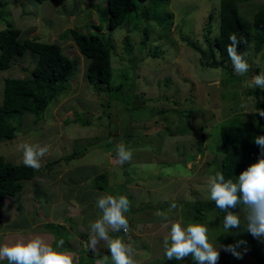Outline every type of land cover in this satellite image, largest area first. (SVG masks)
Wrapping results in <instances>:
<instances>
[{
	"label": "rangeland",
	"instance_id": "1",
	"mask_svg": "<svg viewBox=\"0 0 264 264\" xmlns=\"http://www.w3.org/2000/svg\"><path fill=\"white\" fill-rule=\"evenodd\" d=\"M132 2L125 23L109 30L105 0H44L40 4L0 0V31L22 30L20 42L26 38L56 42L77 62L68 93L50 103L37 122L33 115H21L23 126L16 139L0 144V155L15 165L22 164L19 144L49 146L33 179L24 182L18 196L0 208V245L41 237L55 248L63 239L62 250L73 253V264H96L100 258L87 252L93 251L89 223L102 215L96 207L102 193L126 195L130 201V211L125 213L129 233L110 231L109 235L132 244L136 264H165L168 260L163 241L170 233V223L165 217L182 218L185 226L205 224L209 240L217 248L218 236L229 233L214 211L194 220V207L197 202L212 201L207 181L221 169L224 157L219 128L259 124L264 129L255 95L259 93L264 100V89L248 86L254 75L264 72V49L255 52L254 45L249 48L245 55L249 70L244 75L236 74L227 61L224 68L205 67L203 63L213 59L202 60L186 40L195 41L208 53V24L212 40L220 34V0H169L162 5L152 0ZM258 8L264 9V0L239 3L250 23ZM101 23L98 44L113 43L114 77L111 87L103 86L100 94L89 88L88 60L69 31L91 34L94 31L89 26ZM214 57L219 60L216 52ZM133 59L137 60L135 66ZM35 62L36 57L26 53L8 70L0 71V104L6 79L29 77ZM113 89L121 92L120 97L112 96ZM77 116L88 118L91 124L75 123ZM120 143L133 152L131 161L123 165L116 153ZM101 174L106 175L101 180L105 189L98 191L93 180ZM236 213L246 228L244 213L241 209ZM54 220L65 228H46ZM79 233L88 236L87 241ZM245 234L249 249L264 247V242ZM97 239L94 253L108 249L107 242ZM105 255L107 263L113 264L111 254ZM180 263L198 264L191 255ZM0 264L8 262L0 260ZM244 264L255 263L248 258Z\"/></svg>",
	"mask_w": 264,
	"mask_h": 264
},
{
	"label": "trees",
	"instance_id": "2",
	"mask_svg": "<svg viewBox=\"0 0 264 264\" xmlns=\"http://www.w3.org/2000/svg\"><path fill=\"white\" fill-rule=\"evenodd\" d=\"M40 4L44 0H34ZM133 0H105L106 11L110 13L108 29L115 30L121 27L132 11ZM144 3L147 0H136ZM153 3L167 4L169 0H152ZM246 0H220V34L212 40L211 23L206 29V42L209 45L208 53L198 47L195 41H187V45L194 52L199 53L202 60L213 59L210 63H203L208 68H224V63H231L227 46L230 43L229 34L235 33L241 43L238 45V52L246 53L252 45L254 51L260 52L264 49V9L258 8L253 17V23L246 20L239 10V3ZM212 20L213 17L210 16ZM94 32L83 34L76 30H70L75 45L80 54L88 60L86 67V78L89 88L92 92L102 93L103 86L111 87L114 72H112L111 54L114 48L113 43L107 41L98 44L99 32L103 29V23L100 25L89 26ZM149 33L145 30L146 35ZM22 30L17 28H8L0 31V71L8 70L15 59L23 58L26 53L30 54L36 62L31 69L30 76L27 78H7L3 91V101L0 104V144L4 141H13L17 133L22 130L20 117L23 114H30L35 117V122L40 120V115L63 93H68V84L77 74V62L70 59L62 52L60 45L56 42L42 41L41 39L26 38L20 42ZM215 52L219 60L215 59ZM133 66L137 63L136 59L131 60ZM132 84V91L134 84ZM121 92L113 89L112 96L117 98ZM257 97L256 111L264 109V100L260 94ZM113 96V97H114ZM120 97V96H119ZM15 120V122L13 121ZM75 123L82 126H88L91 122L87 119H80L78 116L74 119ZM21 127V129H20ZM221 141L224 148V157L221 161V171L225 180L232 179L236 182L238 175L246 170L251 164L256 163L264 152L260 146L255 144L257 136L264 135V129L261 125H224L219 128ZM35 175L34 169L22 164H12L6 161V158L0 155V208L7 200L14 199L23 189L24 182L31 181ZM105 174L95 177L94 187L98 191L105 189V183L102 182ZM104 181V180H103ZM242 206H238L232 211L237 212ZM194 220H200L207 212L214 211L222 218L226 213L222 212L215 205L214 201L197 202L194 207ZM1 218V215H0ZM46 228L55 226L65 228L62 224L49 222ZM246 228L241 225L239 229H232L229 233L218 236L216 239L220 257L217 264H244L248 258L253 259L255 264H264V247L249 249L247 242ZM123 233V231H121ZM119 233H114L120 235ZM235 233V235H234ZM80 234V233H79ZM124 234V233H123ZM122 235V234H121ZM81 238L87 241L88 236L80 234ZM85 236V237H84ZM251 236V235H250ZM243 239L247 242V252L243 259H236L231 253L223 251L220 245L234 244L237 240ZM86 250V249H85ZM85 250L80 251L83 254ZM240 251H243V246ZM89 252V256L94 258L103 257L104 253H110L108 249L99 253ZM103 252V253H102ZM181 264L180 260H167L165 264ZM108 264V263H107Z\"/></svg>",
	"mask_w": 264,
	"mask_h": 264
},
{
	"label": "clouds",
	"instance_id": "3",
	"mask_svg": "<svg viewBox=\"0 0 264 264\" xmlns=\"http://www.w3.org/2000/svg\"><path fill=\"white\" fill-rule=\"evenodd\" d=\"M230 43L227 54L233 70L238 75H244L249 70L245 54L238 52L241 40L235 33L229 34ZM249 87L264 89V72L254 75ZM264 117V109L258 111ZM255 144L264 152V135L255 138ZM49 146L33 143H21L17 151L22 153V163L34 170L41 168V158L48 152ZM117 159L121 165L131 161L133 152L120 143L116 147ZM208 198L222 212L223 228L226 232L241 228V217L232 209L242 206L246 221V231L255 239L264 242V156L256 163L242 171L234 182L225 180L221 171L210 176L207 181ZM96 207L101 211L94 222L89 223V247L94 251L99 240L107 242L113 264H136L135 249L131 243H125L120 236L110 237L109 232L127 234L130 231L129 221L125 213L130 211V201L126 195L101 194L96 200ZM172 208L176 204H171ZM170 233L164 237V254L168 260H183L191 255L198 264H217L220 252L210 242L208 228L200 222L188 223L186 226L182 218L169 220ZM83 230V229H82ZM123 235V234H122ZM235 235V233H234ZM247 242L243 239L234 244L220 245L223 251L231 253L236 259H243L247 252ZM64 245L61 239L54 248L41 237L32 239H18L10 244L0 245V260H7L8 264H73V253L62 250ZM243 246V251H240ZM107 250V249H106ZM107 255L96 260V264H107Z\"/></svg>",
	"mask_w": 264,
	"mask_h": 264
},
{
	"label": "crops",
	"instance_id": "4",
	"mask_svg": "<svg viewBox=\"0 0 264 264\" xmlns=\"http://www.w3.org/2000/svg\"><path fill=\"white\" fill-rule=\"evenodd\" d=\"M49 217V216H48ZM50 217H52V216H50ZM53 218V217H52ZM48 222H55V220L54 221H48ZM56 222H59V221H56ZM47 224V223H46ZM48 231V230H47Z\"/></svg>",
	"mask_w": 264,
	"mask_h": 264
}]
</instances>
